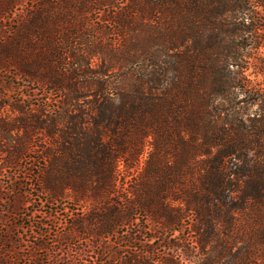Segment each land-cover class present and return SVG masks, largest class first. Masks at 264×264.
I'll return each mask as SVG.
<instances>
[{"label": "trees", "instance_id": "obj_1", "mask_svg": "<svg viewBox=\"0 0 264 264\" xmlns=\"http://www.w3.org/2000/svg\"><path fill=\"white\" fill-rule=\"evenodd\" d=\"M16 5L0 0L15 23L0 66L48 95L35 119L42 192L90 205L65 239L104 247L130 224L137 240V207L166 251L125 264H264V87L246 74L261 46L254 2L34 0L11 19Z\"/></svg>", "mask_w": 264, "mask_h": 264}, {"label": "rangeland", "instance_id": "obj_2", "mask_svg": "<svg viewBox=\"0 0 264 264\" xmlns=\"http://www.w3.org/2000/svg\"><path fill=\"white\" fill-rule=\"evenodd\" d=\"M15 1L11 19L29 9L34 0ZM252 1L256 6L254 21L260 28L261 46L257 51L249 50L251 67L246 74L253 84L264 87V65L260 61L264 59V5L262 0ZM248 22L246 18L245 23ZM14 26L13 21L1 16L0 36L8 34L9 27ZM47 96L36 84L0 66V264H125L126 257L144 249L151 250L153 258H157L166 251L158 237L162 230L137 207L133 208L131 221L147 227L145 234L137 235V240L128 241L127 233L138 229L130 224L118 227L109 237L104 236L105 249L86 233L65 239L71 221L87 216L90 205L74 203L69 197L49 203L48 195L42 192L41 150L47 147V137L44 129L35 128V119L45 118L39 105ZM87 120L85 125L90 127L92 119ZM20 147L24 151L18 155ZM120 169L124 168L120 166ZM131 177L124 179L123 182L127 181L124 188L134 183ZM121 185L122 181L118 183ZM119 194L128 198L124 190Z\"/></svg>", "mask_w": 264, "mask_h": 264}]
</instances>
